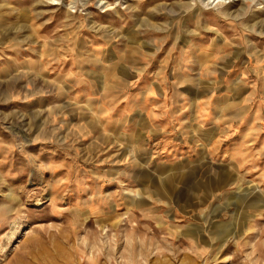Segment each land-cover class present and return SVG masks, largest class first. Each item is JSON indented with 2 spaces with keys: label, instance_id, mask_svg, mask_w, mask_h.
<instances>
[{
  "label": "rangeland",
  "instance_id": "rangeland-1",
  "mask_svg": "<svg viewBox=\"0 0 264 264\" xmlns=\"http://www.w3.org/2000/svg\"><path fill=\"white\" fill-rule=\"evenodd\" d=\"M0 264H264V0H0Z\"/></svg>",
  "mask_w": 264,
  "mask_h": 264
}]
</instances>
